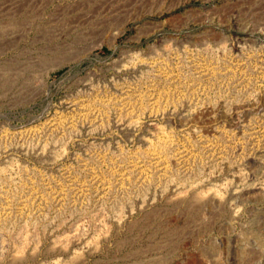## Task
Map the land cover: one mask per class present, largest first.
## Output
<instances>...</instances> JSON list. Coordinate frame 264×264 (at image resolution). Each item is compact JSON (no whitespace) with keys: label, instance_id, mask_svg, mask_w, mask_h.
Instances as JSON below:
<instances>
[{"label":"rangeland","instance_id":"obj_1","mask_svg":"<svg viewBox=\"0 0 264 264\" xmlns=\"http://www.w3.org/2000/svg\"><path fill=\"white\" fill-rule=\"evenodd\" d=\"M0 264H264V0H0Z\"/></svg>","mask_w":264,"mask_h":264},{"label":"bare ground","instance_id":"obj_2","mask_svg":"<svg viewBox=\"0 0 264 264\" xmlns=\"http://www.w3.org/2000/svg\"><path fill=\"white\" fill-rule=\"evenodd\" d=\"M222 197V196H221Z\"/></svg>","mask_w":264,"mask_h":264}]
</instances>
